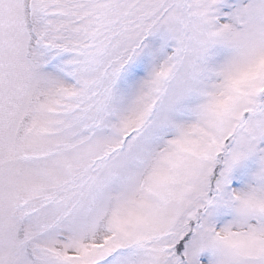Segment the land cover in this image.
I'll use <instances>...</instances> for the list:
<instances>
[{
  "label": "snow or ice",
  "instance_id": "obj_1",
  "mask_svg": "<svg viewBox=\"0 0 264 264\" xmlns=\"http://www.w3.org/2000/svg\"><path fill=\"white\" fill-rule=\"evenodd\" d=\"M0 264H264V0H0Z\"/></svg>",
  "mask_w": 264,
  "mask_h": 264
}]
</instances>
